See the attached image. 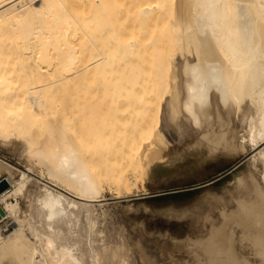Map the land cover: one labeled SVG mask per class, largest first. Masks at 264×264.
Here are the masks:
<instances>
[{"label":"bare ground","instance_id":"6f19581e","mask_svg":"<svg viewBox=\"0 0 264 264\" xmlns=\"http://www.w3.org/2000/svg\"><path fill=\"white\" fill-rule=\"evenodd\" d=\"M72 1L0 0V137L25 141L34 163L0 160V222L13 221L0 264H264V0ZM117 7L141 33H121ZM168 13V34L153 33ZM164 109L195 127L189 149L251 152L249 171L205 235L128 249L99 228L100 199L106 182L135 188L177 155Z\"/></svg>","mask_w":264,"mask_h":264},{"label":"rangeland","instance_id":"374dc122","mask_svg":"<svg viewBox=\"0 0 264 264\" xmlns=\"http://www.w3.org/2000/svg\"><path fill=\"white\" fill-rule=\"evenodd\" d=\"M82 1L83 3H81V0H78V2L72 1L74 3L73 6L75 3L79 5L78 9L77 5L72 8L79 10V7L82 5L83 8L81 7L80 9H84V7H87L86 3L90 0ZM118 4L119 7L122 3ZM125 5L127 4L125 3ZM125 5L123 7L122 4V7L126 9L127 6L125 7ZM122 7L118 8L120 10L119 13L117 12L118 9H115L117 14L116 20L120 18L121 21L116 22L117 25L118 23H120L119 25L123 24L121 28L118 25L119 29H121L120 31L123 29L121 33L125 32V34L129 35L136 29L133 23H137L133 22L134 20H132L133 23L127 21V17L125 18L126 13H124L126 10L121 9ZM76 10L74 13L76 12L77 16L81 14V10ZM74 13L73 15H75ZM118 14L120 15L118 16ZM77 16L74 18H77ZM166 17L162 21L164 25H161L163 23L159 22V27L156 28L157 31L155 28H153L154 30L152 29L153 33L157 34L161 32L162 34H168L170 30L168 31L167 23H170L173 17L171 13H168ZM156 22L158 23V21ZM158 25L156 24V26ZM129 26H133L131 33ZM71 27L74 28L73 25ZM73 28L72 34L69 35V39L72 38L73 40L68 42H72V45L74 44L76 47L70 45L68 42L67 45L77 51L78 47L75 38L78 42L77 35H79V32L77 34L78 29H75L77 31H73ZM135 32L141 33L139 30H135ZM147 32L145 31L142 34H146ZM66 48L64 49L65 52ZM188 63L194 64L195 60L185 57L183 59V67L185 68ZM45 66L41 68V72L46 75L48 68ZM183 122L185 121L182 117L179 122L180 126L174 124L164 109L160 130L164 133L170 145L174 146L173 148L176 150L177 155H174L175 157L168 159L161 165H156L152 169L149 178L143 180L144 182H138L135 188L132 187L133 189L125 188L119 190L108 182L104 184V196L102 195V199L100 200L102 201V210L106 214V222L101 220L99 228L109 231L107 233L110 240L116 243L121 241L126 244L128 249H131L133 246L135 238H142L150 246L153 245L152 247L157 246L160 242H166L168 238H173V240L178 242H182L188 238L196 240L199 236L206 234L213 222L219 224L222 221L221 212L224 209L226 212H230L236 208L235 201L239 195L240 177L249 171L251 152L229 158L220 155L214 158V160H206L202 152L188 148L190 140L195 138L197 131L191 124L188 125L186 122L183 124ZM27 157H29V147L25 141L15 138L7 141L0 137V160L11 164L18 171L29 173L27 167L34 163L30 162L29 158L27 160ZM38 170L40 168L36 167L34 174L37 175ZM15 173L17 177L18 172L15 171ZM245 176H242V178H245ZM3 178L0 176V181ZM19 200L25 209V204L23 203L27 204V200L24 199L23 201V198ZM21 216L24 217V214L22 213ZM34 221L36 222L37 219ZM12 222L11 219L2 218L0 229L8 230ZM135 263L139 264L140 261Z\"/></svg>","mask_w":264,"mask_h":264},{"label":"water","instance_id":"95a60500","mask_svg":"<svg viewBox=\"0 0 264 264\" xmlns=\"http://www.w3.org/2000/svg\"><path fill=\"white\" fill-rule=\"evenodd\" d=\"M8 184L5 181L0 182V193L3 192L7 188ZM3 214V212L0 210V216Z\"/></svg>","mask_w":264,"mask_h":264},{"label":"crops","instance_id":"0c3cea01","mask_svg":"<svg viewBox=\"0 0 264 264\" xmlns=\"http://www.w3.org/2000/svg\"><path fill=\"white\" fill-rule=\"evenodd\" d=\"M164 134V133H163Z\"/></svg>","mask_w":264,"mask_h":264}]
</instances>
